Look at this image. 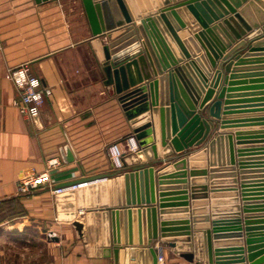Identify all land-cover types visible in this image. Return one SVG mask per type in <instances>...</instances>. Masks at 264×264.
<instances>
[{
    "label": "crops",
    "instance_id": "obj_1",
    "mask_svg": "<svg viewBox=\"0 0 264 264\" xmlns=\"http://www.w3.org/2000/svg\"><path fill=\"white\" fill-rule=\"evenodd\" d=\"M251 1L253 4H249ZM125 2L132 16L131 23L134 24L135 35L138 36V40L131 42L129 47L134 46L137 41H140V46L143 47V37L138 28L141 19L146 17V12L160 9L161 6H156L152 0H134L138 12L142 15L137 17L128 0ZM243 5L249 6L257 23L264 21V0H246ZM255 8L259 9L261 16L257 15ZM242 16L248 23L245 16ZM185 17L188 20L186 22L191 23L187 13ZM122 27L121 25L107 29L99 36L101 42H108L106 34H118ZM227 30L232 34L229 28ZM181 31H187L191 36L195 34L188 25ZM210 34L221 45H225L221 40L223 37L228 39L223 32L216 29ZM123 35L125 34H118L115 40L121 39ZM94 37L82 0H0V264H152L147 246L139 242L140 239L145 241L147 233L143 224L139 228L136 213L131 224V241L128 243L124 241L127 228L121 218V240L118 243L121 248L117 261L112 249L110 254L104 253L105 249L114 245L110 210L120 208L119 205L111 203L112 197H116L115 179L120 177V187L123 188V169L130 170L136 164L148 162V159L143 148L140 149L137 143L136 147H130L131 125L113 92L112 85L103 82V73L91 44ZM180 37L185 41L188 35L180 33ZM195 40L200 45L196 37ZM259 41L260 39L252 43ZM121 44L122 42H119L118 45ZM258 45L264 47V43ZM139 47L132 48L131 52ZM200 52L205 53L203 47ZM98 54L100 55L101 51ZM191 57L193 59V56ZM241 59L243 60L233 61L232 67L238 63L237 68L226 73V80L224 74L221 76L216 91L206 103L216 97L222 84L227 86V80H232L235 84L226 92L228 104L223 105L238 107L229 109L233 111L263 107L240 106L264 102L256 100L264 97V88L251 87L264 85V50L249 51L245 48L241 50ZM22 62H27L31 73L39 77L41 85L50 89L41 106L40 115L35 119L20 113L15 103L20 97V89L11 79L9 69ZM230 75H233L232 79H228ZM210 79L211 76H208L207 83ZM202 96L203 93L199 100ZM262 113V110L233 112L231 119H242L252 116L241 115ZM214 127L213 124L212 130ZM248 129L256 131L263 128ZM218 131L219 127L214 133ZM113 144L120 149V163L111 155L110 148ZM65 146L69 147L67 151L64 150ZM166 149L171 152L165 155ZM159 150L162 154L157 158L159 161L153 164L156 187L157 171L166 170V178H163L164 182L161 184L164 188L161 191L167 193L163 197L168 203L164 207L158 206L156 188L159 220L161 216L167 217L165 219L168 221L176 220L179 215L185 213H189L192 219L195 211L198 218L208 216L207 221H197L198 227H203L214 215L236 211L224 209L237 203L232 201L233 197H238L242 206L240 187L238 196L231 194L230 190H220L233 183L230 182L233 176L227 175L230 173L227 171H231L226 169L227 164L219 165L216 154H213L215 162L211 164L207 144L203 142L181 151H175L171 145L167 148L161 145ZM203 151L204 154L194 157ZM217 151L218 147L215 148V152ZM54 156L59 158V163L49 167L47 161ZM250 156L261 157L264 154ZM180 158L186 160L183 165L172 164ZM29 168L36 171L48 169L51 180L34 191L21 193L18 190V180L23 170ZM191 169H206L207 172L192 176ZM236 170L237 182L240 184V173ZM178 171H186V175H174ZM259 174L264 175V172H254L253 177L244 179L263 183L261 186H255L263 188L255 190L262 193L255 196L264 197V176L257 177ZM96 176L101 177L91 179ZM193 177L199 180L198 183L206 185V189L195 192L194 198L190 189ZM84 179L89 180L81 186L67 187L60 192L52 190L53 187L67 186L71 181L81 182ZM185 184L189 200L187 211L184 210L185 205L176 204L179 201L176 198L179 195L177 193L185 189L182 188ZM260 203L263 202L253 204ZM213 207L216 210H213ZM251 212L261 214L248 224L256 227L254 230L246 231L242 222L239 236L217 238L220 241L218 247L235 246L234 240L239 238L245 248L246 264L249 263L245 242L247 234L251 233L256 237L264 235V210ZM240 213L243 217L242 209ZM77 218L85 219L83 237L77 236L72 224ZM50 233L57 239L50 237ZM192 242L197 258L202 260L201 235L198 234ZM255 244L264 245V241ZM151 245L162 246L164 260L158 261V264H195L174 252L171 246L163 244L160 237L153 240ZM261 249H264V246L255 251ZM260 255H264V252Z\"/></svg>",
    "mask_w": 264,
    "mask_h": 264
},
{
    "label": "water",
    "instance_id": "obj_2",
    "mask_svg": "<svg viewBox=\"0 0 264 264\" xmlns=\"http://www.w3.org/2000/svg\"><path fill=\"white\" fill-rule=\"evenodd\" d=\"M152 1L156 6L161 7L146 12L144 14L146 17L141 19L138 28L143 37V47L140 46V41L129 47L131 42L138 40V36L135 35L134 24L131 23L132 16L125 0H82L91 33L95 36L91 39V44L103 73V82L106 85H112L113 92L130 122L132 129L130 136H133L140 149L143 148L148 159V162L136 164L130 170L123 169L121 174L123 188L120 187V177L115 179L116 197H112L111 203L119 205L120 208L110 210L114 245L112 248L105 249L104 253L110 254L112 249L117 261L121 248L118 245L121 240V218L127 228L124 241L128 243L131 241V224L135 220L136 213L139 228L143 224L147 233L145 241L140 239L139 242L147 246L152 264H158L157 253L162 250V246L151 245L153 240L159 237L163 244L171 246L174 252L195 264H246L245 248L239 238L234 240L233 245L235 246L231 247H218L220 241L217 238L239 236L242 222L245 224L246 231L254 230L256 227H251L248 224L253 222L251 220L254 217L261 214L251 211L264 210V197L255 196L262 194L255 190L263 189L255 186H261L263 183L258 184V181L254 179H244L253 177L254 172H264V156H250L264 154V113L241 115L252 117L231 119L233 112L264 111V102L257 105L240 106L241 108L263 107L238 111L229 110L238 108L223 105L228 104V93L226 92L232 89V84H235L232 80H227V86L222 84L216 97L209 103L206 102L216 91L221 76L224 74V80H226V73L236 70L238 63L232 67L233 61L243 60L241 59V50L245 48L249 51L264 50V47H258V44L264 43V21L261 24L257 23L249 6L243 5L246 0ZM128 2L135 15L141 17L134 0H128ZM255 11L258 16H261L259 9L255 8ZM185 13L190 17L191 23L186 22L188 20ZM242 15L245 16L248 23ZM214 20H217L215 24ZM121 25L123 27L118 34H125L121 39L115 40L118 34L109 32L106 34L108 42H101L100 34L107 29ZM187 25L195 32L194 36L189 35L187 31H181ZM227 28L232 31L234 36ZM215 29L228 37V39L226 37L221 39L226 47L211 36L210 33ZM180 33H186L188 38L183 41ZM195 37L200 45L197 44ZM258 39H260L259 42L252 43ZM119 42L122 44L118 45ZM192 45L193 47H191ZM135 47L139 48L131 52ZM201 47L205 53L200 52ZM99 51H101L100 55ZM185 58L187 59L185 60ZM208 76H211L209 83H207ZM229 78L232 79L233 75L228 76ZM251 87L264 88V85ZM202 93L203 96L199 100ZM256 100H264V97H259ZM213 124L215 127L212 130ZM217 127H219V132L212 136ZM248 128L263 129L250 131ZM257 133V136H253ZM203 142L209 149L211 164H214L213 154H216L219 165L227 164L226 169L231 170L227 171L230 172L227 175L233 176V179L230 180L233 183L220 188V190H230L231 194L238 196L240 187L242 206L238 197H233L232 201L237 203L224 209L236 211L214 215L211 221L206 222L203 227H198L197 221L198 219L207 221L208 216L198 218L195 211H193L192 219H190L189 213H185L179 215L177 217L179 219L176 220L168 221L165 216H161L159 220L156 188L159 197L158 206L168 205L165 201L167 199L163 197L167 193L161 191L164 188L161 184L164 182L163 178H166L164 175L166 170L159 169L157 171V187L155 180L153 164L159 161L157 158L162 154V151L159 150L160 146L163 145L167 148L171 145L175 151H181ZM217 147L218 151L215 152ZM68 148L65 146L64 150L67 151ZM170 152V149H166L164 154ZM204 152L196 154L194 157L204 154ZM185 161L180 158L173 161L172 164L179 166L183 165ZM236 169L240 173V184L237 182ZM210 171L212 172V169ZM206 172V169L190 170L192 176ZM248 173L253 174L249 175ZM174 175H186V171H178ZM211 176H213L212 173ZM98 177L101 176L91 179ZM87 180L89 179L83 181ZM197 181L199 180L195 177L191 179L192 198L196 196L195 192L206 189L205 184H200ZM77 182L79 181H71L69 184ZM182 188L185 189L177 193L179 195L176 198L179 201L176 204L185 205L184 210L187 211L186 205L189 204L187 185L185 184ZM248 195L251 196L248 197ZM258 202L263 203L253 204ZM241 209L244 213L243 217L240 213ZM213 210H216L215 207ZM191 220L193 224H191ZM72 224L77 236L83 237L85 219L77 218ZM198 234L201 235L202 260L197 258L193 250L192 240L197 238ZM261 235L256 237L251 233L247 234L245 242L248 264L264 263V255H260L264 249L255 251V249L264 246L255 244L264 241V235ZM50 237L57 239L53 233H50Z\"/></svg>",
    "mask_w": 264,
    "mask_h": 264
},
{
    "label": "built area",
    "instance_id": "obj_3",
    "mask_svg": "<svg viewBox=\"0 0 264 264\" xmlns=\"http://www.w3.org/2000/svg\"><path fill=\"white\" fill-rule=\"evenodd\" d=\"M9 75L13 82L20 89V97L15 102L18 106L20 113L27 116L30 119L39 117L41 106L45 101V98L50 93V89L41 85L39 77L32 74L27 62H22L15 67L9 69ZM130 147H136V141L133 136H129ZM111 155L120 163V149L116 144H113L110 148ZM49 167L57 165L59 158L57 156L48 159ZM51 180V174L48 169L43 171H36L33 168L24 169L22 176L18 180V190L21 193H28L34 191L40 187L43 183ZM86 181H81L67 186L53 187V192L63 191L65 188H75L85 184ZM157 259L159 262L164 260L162 250L157 253Z\"/></svg>",
    "mask_w": 264,
    "mask_h": 264
},
{
    "label": "rangeland",
    "instance_id": "obj_4",
    "mask_svg": "<svg viewBox=\"0 0 264 264\" xmlns=\"http://www.w3.org/2000/svg\"><path fill=\"white\" fill-rule=\"evenodd\" d=\"M219 132V131H218ZM218 132H216V133H213V135L212 136H215ZM258 135V133L257 134H253V136H257Z\"/></svg>",
    "mask_w": 264,
    "mask_h": 264
}]
</instances>
